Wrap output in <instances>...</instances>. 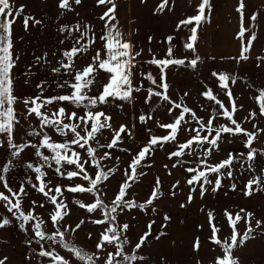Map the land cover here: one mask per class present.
Segmentation results:
<instances>
[{
  "label": "snow or ice",
  "instance_id": "snow-or-ice-1",
  "mask_svg": "<svg viewBox=\"0 0 264 264\" xmlns=\"http://www.w3.org/2000/svg\"><path fill=\"white\" fill-rule=\"evenodd\" d=\"M81 2L82 0H60L58 7L64 11H72L73 4L80 5ZM97 4L110 5L99 17L104 22L103 32L98 38L101 46L99 48L93 47L97 43V37L94 30L87 24L77 23L74 27L70 25L60 26V33L62 35L67 33L65 39L71 41V47L61 51L62 58L57 61V66L51 69L54 76L60 77V79L53 80V84H55L56 89L60 90V93L45 96L44 91L50 85L44 81L37 85L39 91L35 96L22 98L14 94L15 78L13 69L20 57L13 52L12 25L22 16L24 30L27 31L30 22L33 25H39L42 21L29 15H22L25 11L24 6L14 8L11 0H0V147H3L6 143L13 158L0 166V187L3 188V191H0V205L11 214L12 218L20 222L19 227L21 230L27 231L26 226L31 225L34 242L39 246V251L35 255L45 258L47 264H71L72 259L78 261L79 264H97L101 260L102 264H135V262L145 259L144 256L128 254L125 251V246L130 243L126 235L130 226L127 223L118 222V210L138 208L143 212L153 205L154 200L159 198L161 184L159 177L156 179L151 195L145 202L136 203L134 200L126 198L132 183L137 182L140 176L145 175L139 169L150 166L146 165L144 161L150 158L158 148L162 149L166 144H174V150L168 153V159L173 160L175 158L172 168L183 167L184 171L190 174L189 178L186 179L189 186V203H191L192 193L197 191V187L201 197L208 190L207 185H212L211 190L215 192L222 186L223 177L234 178L233 169L237 164L243 168L246 163L247 168L251 170L256 156L258 154L264 155V152L252 147L259 133L264 132V129L249 132L242 127V121H237L234 118L236 113L243 107L242 105L238 107L232 88L229 85V82H231V85L237 83L236 76L228 73H211L217 79L218 87L227 98L228 105L220 100L217 94H214L212 88L207 87L200 95L207 101L213 102L214 106L211 107L209 118L206 121L191 108L184 106L183 98L179 102L171 99L166 81L167 69L170 66H184L186 60L174 58L172 46L174 37L169 36L166 38L169 45L166 58L157 59L153 54L152 59L146 61L147 64L159 69L158 78L151 72L141 73V75L143 79L154 86L147 88L148 94L145 103L151 102L155 97L170 105L168 108L170 116L176 110H179V112L167 124L158 122V126L166 131V135H152L151 129L148 130L150 134L148 141L132 157L128 168L124 170L123 174L126 179L119 187L111 205L106 204L101 198V189L105 185V181L109 179L110 173H114L115 169L105 170L102 167L101 161L111 159V154L105 151L102 156L98 157L97 147H94L90 142H94L99 148L114 149L118 144L124 143L123 134L131 136V132L126 125H120L119 129L113 128L111 117L98 109L102 105H107L110 99L131 101L132 94L143 89V84L134 86L132 79L133 69L137 68V58L141 56L142 50L133 51L134 46L131 41L125 38V34L120 31L118 24L113 23L117 20L115 0H97ZM168 5L169 0H162L158 8L163 10ZM206 9L211 10L210 0H200L197 6V14L179 21L176 26L177 31L187 27L191 33L183 47L192 53L197 51L198 29L208 19ZM244 9V0H239L236 11L240 14L238 38L241 40L242 48L240 55L234 58L237 62L249 58L246 53H249L252 42L256 39L253 32L247 38L245 44V33L250 31V27H254V24L245 27ZM248 19L255 22L257 15L253 14ZM65 39H62L60 43L64 44ZM81 57L88 59V63L83 67H79L77 63L78 58ZM257 59L264 60V57H257ZM41 62L44 64L49 63L47 53L36 57L34 66L40 65ZM199 62L200 57L195 55L194 58L187 60V66L195 69ZM30 71L31 68L25 74L27 75ZM101 73L106 74L103 77L106 80L104 83H100ZM257 91L258 95L254 99L258 104L259 113L256 111L249 112L248 116L244 117L245 121L250 122L257 119L258 116L264 117V89H258ZM187 95L189 94L185 92L184 96ZM17 102L23 103L24 112L17 111L15 108ZM65 102L72 107L71 112L64 107ZM49 106L54 107L50 112L45 111ZM30 117H35L39 122L38 125H32L31 120H29ZM21 119L28 121L25 134L30 137H38L37 142L28 143L23 141V138L20 143L15 141L16 128L21 123ZM150 119H152L151 115L141 114L139 116L141 123H147ZM221 119L226 122L219 123ZM253 128L256 129L257 125L253 124ZM47 129H52L62 140L53 139ZM105 129L112 132V139L106 145L100 144L98 139V135L102 134ZM182 131L193 135L185 142H179L178 134ZM241 135L246 138L244 145L248 149L247 153L242 152L233 155L230 152L225 159L215 164L209 163L208 158L214 151L219 149V143L226 136L237 137ZM27 149H31V154L38 158V164L25 163L20 159L22 153ZM120 150L126 151L122 148ZM185 156L192 157V159L185 160L183 159ZM237 156L245 157V161L241 162L237 159ZM116 159L119 160L120 158L116 157ZM13 161L35 174L34 178L32 176L26 178V185L44 197V200L39 203L33 200L27 211L23 208V199L29 195L27 187L25 184L15 188L12 187L7 176L14 170L15 164ZM186 165L195 166L185 167ZM167 167L165 165V168ZM89 168H94L95 171L90 174ZM48 169H54L58 178L73 183L65 186L63 190L60 184L52 185L51 179H48ZM211 176H215V179H211ZM77 179L86 182V184L74 183ZM178 186L179 182L173 185V188ZM235 189L236 185L233 184L232 190ZM261 189H264V177L253 176L245 184L244 195L250 196L254 190L259 191ZM65 191L72 194H91L94 200L89 204H85L79 199H74L72 202L79 208L85 209L88 214L95 213L97 210L102 213L103 218H92L90 221L92 224L100 226L94 252L85 251L69 239V233H74L80 229L85 220H80L74 227L63 223L70 214L68 204L65 203ZM46 204L54 206L52 210L47 212L48 221H45L40 214L35 212L36 207L45 208ZM184 206L181 205V207ZM151 210L156 211L154 207ZM224 216L231 229L228 238H222L218 235L221 228L213 223L215 220L213 212H208L211 229L209 242L219 246L223 251L222 256L215 258L214 264H239L238 257L233 255L234 250L243 247L247 240L253 238V233L264 228V221L256 219L253 226V213L245 209H240L235 214L225 210ZM164 220H170V217L165 215ZM241 221L246 224L243 234L237 230V225ZM11 223L12 220L8 216L0 215V229L6 228ZM47 223L52 225L53 231L51 233L46 230L45 225ZM154 224V220L148 223V230L135 244L134 247L137 252L146 245V241L152 235ZM161 227H166V225L162 224ZM160 235H163V233ZM159 238L158 235L156 239ZM89 239H91V234H89ZM109 246L114 251H108ZM200 248L201 241L197 237L194 241L193 250L199 251ZM58 249L67 251L70 253V257L66 258L61 255ZM101 252L105 253L103 258L100 255ZM6 259L5 257L0 260V264H5ZM41 264H43V261Z\"/></svg>",
  "mask_w": 264,
  "mask_h": 264
},
{
  "label": "rangeland",
  "instance_id": "rangeland-1",
  "mask_svg": "<svg viewBox=\"0 0 264 264\" xmlns=\"http://www.w3.org/2000/svg\"><path fill=\"white\" fill-rule=\"evenodd\" d=\"M11 2L14 8L24 6L25 11L22 15H29L42 21L39 25H33L30 22L27 31L24 30L22 16L12 25L16 55L20 57L14 68L19 96L22 98L35 96L39 91L37 85L44 81L50 85L44 91L45 96L60 93V90L56 89L55 84H53V80L60 79V77L54 76L51 69L56 67L57 61L62 58L60 55L61 51L71 47V41L65 39L67 33L63 35L60 33V26L70 25L74 27L77 23L89 25L97 37V43L93 47L99 48L101 42L98 38L103 32L104 23L99 17L103 15L110 5H98L97 0H82L80 5L73 4L72 11H64L58 7L60 0H11ZM161 2L162 0H115L117 20L113 21V23L118 24L120 31L125 34V38L131 41L134 46L133 51L142 50L141 56L137 58V68L133 69L134 75L132 79L134 86L143 84V89L140 92H134L131 101L110 99L107 105H102L98 109L111 117L113 128L119 129L120 125H126L131 132V136L123 134L124 143L118 144L114 149L99 148L94 142H90L94 147H97L98 157L102 156L105 151L111 154V159H103L101 161V165L105 170L109 168L115 169L114 173H110L109 179L105 181V185L101 189V198L109 206L119 187L126 179L123 174L124 170L128 168L132 157L148 141L150 135L148 130L151 129L152 135H166V131L158 126V122L167 124L179 112V110H176L170 116L168 113L170 105L155 97L151 102L145 103V98L148 94L147 88L154 86L143 79L141 75V73L147 74L151 72L158 78L159 69L147 64L146 61L152 59L153 54L157 59L166 58L169 47L166 38L169 36L174 37L172 42L174 58L186 60L184 66H170L167 69L168 94L173 101L179 102L183 98L184 106L191 108L199 117L206 121L209 118L211 107L214 106L213 102L207 101L200 95L207 87L212 88L214 94H217L218 98L228 105L227 98L218 87L217 79L211 73L232 74L237 77V83L231 85V82H229V85L232 88L238 107L243 106L234 118L237 121H242V127L249 132L264 129V117L258 116L257 119L250 122L244 120V117L248 116L251 111L259 113V107L254 97L258 95V89H264V60L257 59V57H264V0H247L249 12L245 14V27H250L252 24H254V27H250V31L245 33V44L247 43V38L253 32L256 35V39L252 42L249 53H246L249 58L240 62L234 59L240 55L238 52L219 53V51L218 54L213 49L211 50L213 42L211 31L213 28L217 29V26L214 27L215 21H211V16L217 11L216 0H210L211 10L208 11L206 9L208 19L198 29L196 53L187 51L183 47L187 37L191 35L188 28L183 27L177 31L176 26L179 21L197 14V6L200 0H169V5L165 9L159 10L158 6ZM253 14L257 15L255 22H251L248 19ZM212 24L214 25L212 26ZM62 39H65L64 44L60 43ZM225 49H229L226 41L224 43ZM45 53H47L49 63L44 64L41 62L40 65L34 66L35 58ZM195 55L200 57V62L195 69H192L187 66V60L194 58ZM77 63L79 67H83L88 63V59L84 57L78 58ZM29 68H31V71L26 75L25 73ZM104 76L106 74L101 73L100 83L106 82L103 79ZM185 92L189 95L184 96ZM53 107L49 106L45 111L50 112ZM64 107L69 112L73 110L66 102ZM17 111L24 112L23 103H18ZM141 114L151 115L152 119L148 120L147 123H141L139 121ZM29 120L34 126L39 123L35 117H30ZM225 122L223 119L219 120V123ZM253 124L257 125L256 129L253 128ZM27 127L28 121L21 119V123L17 125L19 141L22 142L23 138V141L28 143L37 142L38 137H30L25 134ZM47 131L53 139L62 140L52 129H47ZM191 135L193 134L182 131L178 134V141L185 142ZM98 139L100 144H108L112 139L111 130H103L102 134L98 135ZM245 139L242 135L237 137L226 136L219 143V149L214 151L208 158L209 163L215 164L225 159L230 152L233 155L242 152L247 153L248 149L244 145ZM252 147L264 152V132L259 133ZM121 148L126 151H121ZM173 150L174 144L172 143L166 144L162 149L158 148L150 158L144 161L146 165L150 166L139 169L145 175L140 176L137 182L132 183L128 190L127 199L134 200L136 203H143L151 195L156 179L159 177L161 181L159 187L160 195L158 199L154 200L153 205L143 212L138 208L118 210V222L127 223L130 226L129 231L126 233L130 243L125 246V251L128 254L145 257L143 261H137L135 264H214L215 258L222 256L223 251L219 246L209 242L211 235L209 211L213 212L215 216L213 223L221 228V232L218 235L222 238H228L231 233L224 216L225 210L233 214L240 209L253 213V226L256 219L264 221V189L254 190L250 196L244 195L245 184L249 179L253 176L264 177V155L258 154L256 156L251 170L247 168L246 163L243 168L237 164L233 169L234 178L223 177L222 186L215 192L211 190L212 185H207L208 190L201 197L197 187V191L192 193L193 199L189 203V186L186 183V179L189 178L190 174L185 172L183 167L172 168L175 158L173 160L168 159V153ZM24 153H32V150L27 149ZM29 157V162L34 165L39 163L38 158L33 154H30ZM116 157L120 159L117 160ZM20 159L22 160L23 157H20ZM183 159L190 160L192 157L185 156ZM237 159L241 162L245 161V157L237 156ZM165 165L168 167L165 168ZM189 166L195 165H186L185 167ZM21 168V174L17 177L18 181L15 179L11 183L14 184V187L25 184L29 195L23 199V204L25 200H29L30 208L33 200L39 203L44 200V197L26 185V178L29 176L34 178L35 174L26 168L24 170L23 166ZM88 170L90 174L95 171L94 168H89ZM25 171L28 172L25 173ZM47 171L48 179H51L52 185L60 184L62 190L65 186L73 183L58 178L54 169H48ZM210 178L214 180L215 176ZM177 182H179V186L173 188V185H176ZM74 183L86 184V182L79 179L75 180ZM233 184L236 185L235 190H232ZM64 197L66 198L65 203L68 204L70 214L63 223L74 227L80 220H85L80 229L74 233H69V239L85 251L94 252L100 226L94 225L90 221L92 218H103L102 213L97 210L95 213L88 214L85 209L79 208L72 202L74 199H79L81 202L89 204L93 202L94 197L88 193L72 194L66 191L64 192ZM182 204L185 206L181 207ZM53 207L51 204H46L45 208L36 207L35 211L41 216L44 214L46 217L45 221H48L47 212L52 210ZM152 207L156 209L155 212L151 210ZM165 215L170 217V220L165 221ZM152 220L155 221L152 227V235L146 241V245L137 252L134 246L148 230L147 225ZM16 223L12 222L9 227L15 228L14 225ZM162 224L166 225V227L162 228ZM45 227L48 233L53 231L50 223H47ZM245 229L246 224L241 221L237 225V230L243 234ZM161 233L163 235H160ZM89 234H91V239H89ZM158 235L160 238L156 239ZM18 237L16 236V238ZM197 237L201 241V248L199 251H194L193 245ZM26 239V235H23V237L13 240L14 245L8 246L13 255L25 256L27 252L34 251L36 253L39 251V246L35 242L29 245ZM58 250L66 258L70 257V253L67 251ZM108 251H114V249L109 246ZM100 255L103 258L105 253L101 252ZM233 255L238 257L239 264H264V228L258 229L253 233V238L247 240L243 247L235 249ZM42 261L43 264H47L45 258L35 255V263L33 264H41ZM71 264H79V262L72 259ZM97 264H102V260L98 261Z\"/></svg>",
  "mask_w": 264,
  "mask_h": 264
},
{
  "label": "crops",
  "instance_id": "crops-1",
  "mask_svg": "<svg viewBox=\"0 0 264 264\" xmlns=\"http://www.w3.org/2000/svg\"><path fill=\"white\" fill-rule=\"evenodd\" d=\"M239 0H216V6H217V11L211 16V21H215V25L217 26V29H212L211 31V37L213 38L211 50L213 49L214 52L218 53H232V52H241V40L238 38V33L240 31V14L236 11V8L238 6ZM245 3V14L249 12L248 8V2L247 0H244ZM215 38V42H214ZM12 41L14 44L13 52L16 54V46L14 43L13 39V32H12ZM226 41V44L229 46L228 50H224V43ZM222 49V50H221ZM260 51V50H259ZM218 53V54H219ZM13 75L15 78V92L14 94L18 97L19 93L17 91V77H16V72L15 69H13ZM18 103L15 105V108L17 109ZM20 105V104H19ZM15 141L17 143H20L19 141V136L17 133V128H16V133H15ZM31 153H22L21 157H23L22 161L25 163L29 162L30 160V155ZM13 158L10 155V150L7 148V145L3 147H0V166H3L6 164L8 161L12 160ZM15 164L14 170L7 174L8 179L10 180V183L12 180L17 179V177L20 176L21 174V165L19 163H16L13 161ZM17 169V171H16ZM24 170L25 167H23ZM28 171H25V173ZM18 181V179H17ZM11 186L14 187V184L11 183ZM15 188V187H14ZM0 191H3V188L0 187ZM29 200H25L23 204V208L25 211L29 209ZM36 212V211H35ZM0 215L3 216H8L12 222H17L14 227L15 228H10L7 226L4 229H0V260H3L5 257L7 258L5 260V264H33L35 263V253L33 252H27L24 255L20 256H15L12 254L11 249H9V245L13 244V240L18 239L19 237H23V235H26V241L27 244L32 245L34 244V234L32 233L31 230V225H27V231H21V228L19 227V221H16L14 218L10 217V213L7 212V210L0 205ZM42 218L45 220L46 217L44 214H42ZM49 220V217H48ZM12 229V230H10ZM21 235V236H20ZM16 236H19L16 238ZM14 238V239H13ZM13 242V243H12ZM16 244V243H15ZM34 253V254H33Z\"/></svg>",
  "mask_w": 264,
  "mask_h": 264
}]
</instances>
